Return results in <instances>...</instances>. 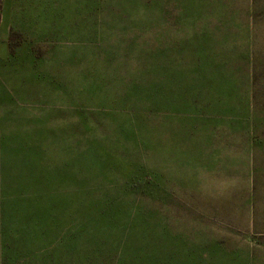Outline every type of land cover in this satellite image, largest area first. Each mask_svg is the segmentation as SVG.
Returning a JSON list of instances; mask_svg holds the SVG:
<instances>
[{"label": "rangeland", "instance_id": "obj_1", "mask_svg": "<svg viewBox=\"0 0 264 264\" xmlns=\"http://www.w3.org/2000/svg\"><path fill=\"white\" fill-rule=\"evenodd\" d=\"M249 1L0 0V264H264Z\"/></svg>", "mask_w": 264, "mask_h": 264}, {"label": "trees", "instance_id": "obj_2", "mask_svg": "<svg viewBox=\"0 0 264 264\" xmlns=\"http://www.w3.org/2000/svg\"><path fill=\"white\" fill-rule=\"evenodd\" d=\"M203 1L204 0H77V3L81 5V7H83L84 10L86 11H88L87 8H92V10L94 11V15L98 16V18L108 15L106 14L107 12L106 10L108 6L121 9L123 7L121 5L123 4L124 6L129 5L131 10H136L138 8L136 4L140 3V4H143L145 7H147L148 9L155 10L156 7L159 5H161L164 8L167 6V4H169V5H174L176 8H179V9L181 8V12H184L183 15H180V14L176 15L177 16L176 22H179L181 19H182L181 21H186V17L189 16V12H192V10L191 11L189 10L193 8L197 3H201ZM259 1L260 0H250L249 1L250 6L252 8L254 7L256 8V5L258 4ZM77 13H81L80 7H78L77 9ZM95 13H99V14H95ZM179 16L180 17L183 16V17L180 18ZM94 23H96V21L93 22V24ZM253 61H254V58L252 57L250 59L251 67H253ZM254 82H256L255 79H254ZM253 99H254V94H253ZM255 129H258L257 124L255 125Z\"/></svg>", "mask_w": 264, "mask_h": 264}, {"label": "crops", "instance_id": "obj_3", "mask_svg": "<svg viewBox=\"0 0 264 264\" xmlns=\"http://www.w3.org/2000/svg\"><path fill=\"white\" fill-rule=\"evenodd\" d=\"M182 20V19H181ZM181 20L179 21V22H181ZM166 55H167V53H166ZM168 56L170 57V53L168 52ZM212 60V59H211ZM167 61L169 62V64L172 62V59H170V58H167ZM178 61V60H177ZM179 62V61H178Z\"/></svg>", "mask_w": 264, "mask_h": 264}]
</instances>
